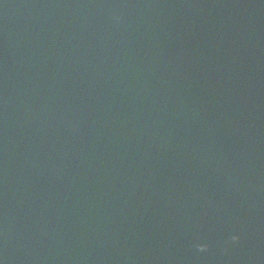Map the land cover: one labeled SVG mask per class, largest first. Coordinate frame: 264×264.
I'll return each instance as SVG.
<instances>
[{
  "label": "water",
  "instance_id": "obj_1",
  "mask_svg": "<svg viewBox=\"0 0 264 264\" xmlns=\"http://www.w3.org/2000/svg\"><path fill=\"white\" fill-rule=\"evenodd\" d=\"M0 264H264V0H0Z\"/></svg>",
  "mask_w": 264,
  "mask_h": 264
},
{
  "label": "clouds",
  "instance_id": "obj_2",
  "mask_svg": "<svg viewBox=\"0 0 264 264\" xmlns=\"http://www.w3.org/2000/svg\"><path fill=\"white\" fill-rule=\"evenodd\" d=\"M232 239H233V240H236V239H239V237H237V236H233ZM200 247H201V249H203V248L206 247V245H200Z\"/></svg>",
  "mask_w": 264,
  "mask_h": 264
}]
</instances>
